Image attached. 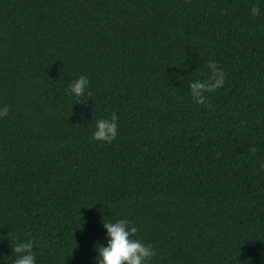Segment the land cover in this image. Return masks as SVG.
<instances>
[{
	"label": "trees",
	"instance_id": "obj_1",
	"mask_svg": "<svg viewBox=\"0 0 264 264\" xmlns=\"http://www.w3.org/2000/svg\"><path fill=\"white\" fill-rule=\"evenodd\" d=\"M4 108L0 264H97L115 219L149 264H264V0H0Z\"/></svg>",
	"mask_w": 264,
	"mask_h": 264
},
{
	"label": "clouds",
	"instance_id": "obj_2",
	"mask_svg": "<svg viewBox=\"0 0 264 264\" xmlns=\"http://www.w3.org/2000/svg\"><path fill=\"white\" fill-rule=\"evenodd\" d=\"M251 13L253 16L259 14V9L255 6L251 8ZM211 67V65H209ZM224 74L223 71L215 82L209 78L206 84H201L199 82L190 83L189 87L192 89L194 94L197 93V89H204V91H214L218 86L223 84ZM87 81L83 76H81L74 87H71L72 92L79 95L82 91L81 84ZM206 97L201 95L197 99L196 103H201ZM7 114V108L0 110V116ZM117 116L115 113L111 115V124L106 128V119H99L96 121L95 130L92 134V139L97 140L100 137L105 136V130L112 133L111 136L107 138V141H111L116 136L117 127ZM99 128V131L96 129ZM115 129V131H113ZM104 227L107 229L108 242L107 246L98 247V256L96 257L97 264H149L152 257L155 256V251L152 245L149 243L147 245L143 244L140 240L132 239L131 237L136 233L137 229L132 225L127 219H115L105 220ZM17 253L26 252V254L21 255L15 262V264H35V258L31 252V244H21L17 245L15 248Z\"/></svg>",
	"mask_w": 264,
	"mask_h": 264
}]
</instances>
